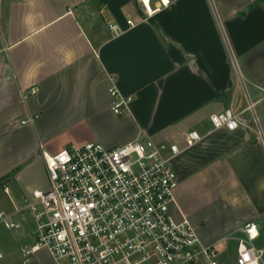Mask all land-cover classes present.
Listing matches in <instances>:
<instances>
[{"label": "crops", "instance_id": "0c3cea01", "mask_svg": "<svg viewBox=\"0 0 264 264\" xmlns=\"http://www.w3.org/2000/svg\"><path fill=\"white\" fill-rule=\"evenodd\" d=\"M171 1L155 10L150 0L147 16L139 0H0V211L22 222L13 242L33 243L32 219L17 210L50 187L45 152L141 137L184 146L195 129L202 139L171 159L177 215L220 264H238L241 240L264 254V141L255 127L215 129L210 119L250 95L264 129V3ZM112 87L131 97L122 113ZM252 221L259 235L249 242ZM11 248L0 237V264ZM42 250L50 254L21 253L24 262Z\"/></svg>", "mask_w": 264, "mask_h": 264}, {"label": "built area", "instance_id": "2783aa9c", "mask_svg": "<svg viewBox=\"0 0 264 264\" xmlns=\"http://www.w3.org/2000/svg\"><path fill=\"white\" fill-rule=\"evenodd\" d=\"M139 1L151 16L150 0ZM159 1L161 6L155 10L172 4ZM110 29L117 33L119 26L110 24ZM233 64L239 69L235 59ZM111 93L114 111L122 113L131 97L114 87ZM260 102L248 95L242 110L230 107L213 113V128L255 127L264 141ZM201 139V133L193 129L184 146L141 137L114 148L93 141L45 152L50 187L35 191L33 199L17 210L24 221L29 215L33 222L34 241L22 247L25 259L47 249L58 264H220L217 248L204 244L191 221L178 216L175 209L178 178L171 159ZM4 189L8 193V187ZM21 224L0 211V225L17 229ZM244 230L249 242L259 235L254 221ZM237 263L264 264V254L241 240Z\"/></svg>", "mask_w": 264, "mask_h": 264}, {"label": "rangeland", "instance_id": "374dc122", "mask_svg": "<svg viewBox=\"0 0 264 264\" xmlns=\"http://www.w3.org/2000/svg\"><path fill=\"white\" fill-rule=\"evenodd\" d=\"M0 196H2V198H4L5 200H8L7 195L4 194L3 188L0 189ZM9 230L11 232L16 229H7L4 225H0L1 239H3L4 242L8 244V246H11L12 247L11 249H15L14 250L15 255H12V256L10 255L5 260V263H8V264H56L53 258L51 257V255L46 250H42L41 252H39L40 261L37 258H34L35 255H33L30 261L24 262V259L22 258V255H21L22 252L20 248L21 247L20 245L24 246V243L23 242L22 243L13 242V239L10 237V234L8 233ZM28 240H31L32 242L34 241L33 234L32 236L28 238Z\"/></svg>", "mask_w": 264, "mask_h": 264}, {"label": "trees", "instance_id": "16d2710c", "mask_svg": "<svg viewBox=\"0 0 264 264\" xmlns=\"http://www.w3.org/2000/svg\"><path fill=\"white\" fill-rule=\"evenodd\" d=\"M104 1H105V0H104ZM259 1L264 3V0H259Z\"/></svg>", "mask_w": 264, "mask_h": 264}]
</instances>
